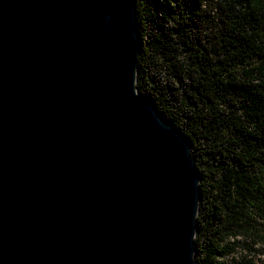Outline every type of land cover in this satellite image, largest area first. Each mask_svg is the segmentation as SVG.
I'll use <instances>...</instances> for the list:
<instances>
[{"label":"water","instance_id":"obj_1","mask_svg":"<svg viewBox=\"0 0 264 264\" xmlns=\"http://www.w3.org/2000/svg\"><path fill=\"white\" fill-rule=\"evenodd\" d=\"M136 0H0V264H194L201 177L136 88Z\"/></svg>","mask_w":264,"mask_h":264},{"label":"trees","instance_id":"obj_2","mask_svg":"<svg viewBox=\"0 0 264 264\" xmlns=\"http://www.w3.org/2000/svg\"><path fill=\"white\" fill-rule=\"evenodd\" d=\"M136 88L200 174L194 264H264V0H136Z\"/></svg>","mask_w":264,"mask_h":264}]
</instances>
